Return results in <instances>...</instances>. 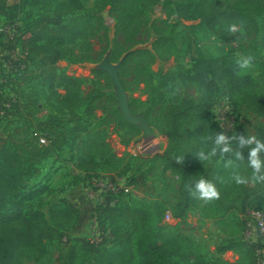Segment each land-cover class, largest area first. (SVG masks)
Returning <instances> with one entry per match:
<instances>
[{"label": "rangeland", "instance_id": "obj_1", "mask_svg": "<svg viewBox=\"0 0 264 264\" xmlns=\"http://www.w3.org/2000/svg\"><path fill=\"white\" fill-rule=\"evenodd\" d=\"M195 1L154 0L139 18L121 30L116 16L106 9L101 13L99 27L88 28L87 38L63 45L68 52L56 65L60 72L81 81L73 92V108L69 110L56 102L37 76L38 57L26 55L21 49L31 21L47 6L32 0H0V149L8 147L23 154L35 142V130L41 128L49 130L53 138L59 133L58 140L63 144L33 169L25 167L21 177L26 188H42L41 194L29 201L31 209L42 211L50 225L63 222L58 227L61 235L45 243L44 253L34 248L21 249L14 264H61L72 245L86 264H119L112 253L121 246L103 240L105 235L98 228L94 211L108 197L107 192L117 188L123 190L124 202L146 212V226L177 245L183 255H200L209 264H258L264 259V249L253 245L260 234L254 229L249 231L246 224L252 203L264 210V182L237 185L230 179L234 170L251 177L252 169L246 160L237 161L238 167L233 169L225 167L228 155L224 160L219 156L209 161L196 159L201 148L206 152L211 148L206 137L222 132L211 108H207L211 97L214 100L225 94L233 102L234 123L225 135L256 137V127L264 125V18L251 16V22L245 27L237 25L235 33L228 31L230 25L219 28L216 24L215 35L201 16H177L180 6L190 4L191 10ZM220 1L223 9H238L249 15L242 0ZM18 2L19 11L12 9ZM70 4L74 14L88 15L93 0ZM68 17L69 14L64 16L65 23ZM139 48L149 54L129 55ZM247 56L253 57L252 66L239 74L256 82L254 94L263 99L258 112L248 108L244 94H230L219 85L212 95L180 77L199 57L236 62ZM104 58L119 64L118 74L130 109L148 122L149 136H144L141 126L123 120L110 77L99 68ZM56 90L65 94L61 87ZM180 103L184 107L194 104L195 108L181 122L182 144L172 157H184L183 162L188 161L200 177L218 178L221 190L228 192L225 202L230 208L224 209L216 200L204 203L194 199L182 217H174L182 172L160 155L168 147L165 115ZM45 124L48 129L40 127ZM87 131H101L98 142L104 146L98 152L105 154L93 172L85 173L77 167L75 145ZM51 211L56 214L55 220L50 218ZM75 238L83 242H75ZM136 245L137 236L133 235L126 261H139Z\"/></svg>", "mask_w": 264, "mask_h": 264}, {"label": "trees", "instance_id": "obj_2", "mask_svg": "<svg viewBox=\"0 0 264 264\" xmlns=\"http://www.w3.org/2000/svg\"><path fill=\"white\" fill-rule=\"evenodd\" d=\"M73 1L77 0H32L34 4L46 5L47 10L31 21L29 35L22 40L21 46V49L26 51V55L38 57L37 76L47 85L56 102L69 110L73 108L71 103V97H75L73 92L79 88L81 81L77 77L59 71L56 63L68 52L63 45L87 38L88 28L92 25L99 27L102 21L101 13L106 9L116 16L118 30H121L126 28L130 21L139 18L143 11L154 3V0H93L91 13L81 15L71 12L70 2ZM242 5L250 16L238 9H223L220 0H196L191 10H189L190 4L182 5L178 8L177 16L184 19L192 15L201 16L208 30L215 35L218 33V30H214L216 24L219 28L224 24L245 27L251 22V16L264 18V0H242ZM2 7L3 5L0 4V11ZM20 7L18 2L12 9L19 11ZM67 14H69L68 22L65 23L64 16ZM137 54H149V51L139 48L129 53V55ZM239 71L236 63L226 58L199 57L195 59L189 72L180 77L195 83L211 94L215 93L219 85L230 94H244L248 98V108L258 112L261 110L258 106L263 103V99L254 94L257 84L249 76L239 74ZM56 87H61L65 94L61 95L57 92ZM211 98L207 102L209 109L212 105ZM16 103L13 105L15 106ZM194 108V104L184 107L183 103H180L169 109L165 115L168 147L160 157L182 172L179 199L174 213L176 218L182 217L185 208L194 201L189 188L200 179L212 182L220 194L219 199H216L218 204L224 209L230 208L225 202L228 192L221 190L218 178L200 177L188 161L177 164L176 159L172 157L174 150L180 149L182 144L181 122ZM214 122L220 130L217 122ZM40 127L48 129L47 124ZM41 129L35 130L32 137L35 142L23 154L8 147L0 149V264H14L18 259L19 251L24 248H34L44 253L45 243H51L61 235L58 227L62 226L63 222L56 221L54 225H50L42 211L31 209L29 201L38 197L42 188L37 190L32 187L26 188L21 178L25 167L33 169L36 164L50 158L54 150L63 145L58 140L59 133L53 138L49 130ZM100 135L101 131H87L76 142L77 167L85 173L89 170L93 172L94 168L100 165V159L105 154L98 152L99 148L104 146L102 141L98 142ZM256 135L257 139L264 142L263 124L256 127ZM42 138L45 143H40ZM247 152L248 149L243 151L246 161ZM261 157L264 160V154H261ZM122 191L120 188L115 191L109 190L106 195L108 197L94 209L95 221L105 235L103 240L109 239L121 246V249L113 250L112 253L119 259V264H209L200 255H183L173 242L152 232V229L146 226V212L124 202ZM242 205L244 212L246 208L244 204ZM251 206L252 211L264 213L259 205L252 203ZM50 218L55 220L54 211L50 212ZM133 235L137 236L136 250L139 257L137 263L125 260ZM74 241L83 242L79 238H75ZM253 245L254 248L264 247V243L258 237L255 238ZM61 264H86V260L76 254V247L72 245L67 251L65 261Z\"/></svg>", "mask_w": 264, "mask_h": 264}, {"label": "clouds", "instance_id": "obj_3", "mask_svg": "<svg viewBox=\"0 0 264 264\" xmlns=\"http://www.w3.org/2000/svg\"><path fill=\"white\" fill-rule=\"evenodd\" d=\"M238 26L232 24L229 26L228 31L230 33L237 32ZM253 57H240L236 60V65L240 70H247L252 66ZM227 99V98H225ZM206 141L211 143V148L207 152L204 148H201L197 154L196 159L199 161H209L213 157L219 156L221 160H224L226 155L230 156V159L225 161V167H232L235 169L238 167L237 161H244L243 150L248 149L247 152V164L252 169V175L250 178L239 175L237 171H233L230 179L237 185H244L251 182L257 184L264 182V160L261 159V154L264 153V142L257 139L255 136L246 135H234L227 136L222 132L215 133L206 137ZM233 143L235 147H233ZM184 157H178L176 159L177 164L183 162ZM190 195L197 200L208 203L210 201L219 199V192L215 185L205 179H200L192 187L189 188Z\"/></svg>", "mask_w": 264, "mask_h": 264}, {"label": "built area", "instance_id": "obj_4", "mask_svg": "<svg viewBox=\"0 0 264 264\" xmlns=\"http://www.w3.org/2000/svg\"><path fill=\"white\" fill-rule=\"evenodd\" d=\"M211 110L213 112L214 120L217 122L220 130L223 133H228L234 123V107L230 97L225 94L216 96L212 102ZM40 142L44 143L45 140L42 138L40 139ZM249 216L250 220L246 223L249 231L254 229L256 233L260 234V237L258 236V238L264 243V213L261 211H251ZM262 248L264 249V247ZM258 264H264V259L259 261Z\"/></svg>", "mask_w": 264, "mask_h": 264}, {"label": "water", "instance_id": "obj_5", "mask_svg": "<svg viewBox=\"0 0 264 264\" xmlns=\"http://www.w3.org/2000/svg\"><path fill=\"white\" fill-rule=\"evenodd\" d=\"M99 68L106 72L110 77L111 83L115 88L117 107L123 120L128 124L141 126L144 136H149L151 130L148 122L142 115L133 114L130 109L124 86L118 74L119 64H113L108 58H104L100 62Z\"/></svg>", "mask_w": 264, "mask_h": 264}]
</instances>
